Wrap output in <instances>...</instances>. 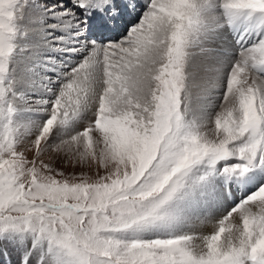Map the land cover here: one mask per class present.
<instances>
[{
    "label": "snow or ice",
    "instance_id": "6c2138e0",
    "mask_svg": "<svg viewBox=\"0 0 264 264\" xmlns=\"http://www.w3.org/2000/svg\"><path fill=\"white\" fill-rule=\"evenodd\" d=\"M6 246L264 264V0H0Z\"/></svg>",
    "mask_w": 264,
    "mask_h": 264
},
{
    "label": "bare ground",
    "instance_id": "6f19581e",
    "mask_svg": "<svg viewBox=\"0 0 264 264\" xmlns=\"http://www.w3.org/2000/svg\"><path fill=\"white\" fill-rule=\"evenodd\" d=\"M52 1V0H51ZM54 2V0H53ZM57 59H59V57H57ZM53 74H51L52 76ZM6 248L9 250V255H15V257H10V256H7V250ZM17 251L18 255L20 254V252L18 250H16L14 247L12 246H6V247H2L0 252L3 253V257L0 258V263H3V264H14V262H16V260H20V255L17 256L16 253L15 254H12L13 252ZM3 259V261H1ZM5 260V261H4Z\"/></svg>",
    "mask_w": 264,
    "mask_h": 264
},
{
    "label": "rangeland",
    "instance_id": "374dc122",
    "mask_svg": "<svg viewBox=\"0 0 264 264\" xmlns=\"http://www.w3.org/2000/svg\"><path fill=\"white\" fill-rule=\"evenodd\" d=\"M57 2H58V0H54V2H53V0L52 1L51 0H48V3L49 4H54V3H57ZM51 74H53L52 76L55 75L54 73H48V75H50V76H51ZM0 250H1V248H0ZM6 250H7V256H10L11 258L12 257H15V255H9V250L7 248H6ZM15 253H16L17 256H19V255L21 256V253L18 255L17 251L13 252L12 254H15ZM1 257H3V253L2 252H0V258ZM1 261H3V259ZM0 264H3V263H0ZM14 264H19V261L16 260V262H14Z\"/></svg>",
    "mask_w": 264,
    "mask_h": 264
}]
</instances>
